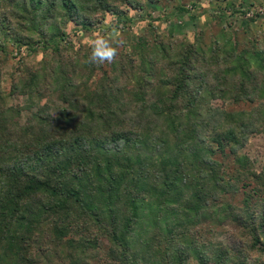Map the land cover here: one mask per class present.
I'll return each instance as SVG.
<instances>
[{
  "label": "trees",
  "instance_id": "obj_1",
  "mask_svg": "<svg viewBox=\"0 0 264 264\" xmlns=\"http://www.w3.org/2000/svg\"><path fill=\"white\" fill-rule=\"evenodd\" d=\"M194 1H165L161 17L190 21ZM146 3L161 0H0V54L49 57L21 58L0 88V264H39L44 237L63 249L61 264H90L101 238L117 264H264V173L241 153L264 127V35L238 52L223 31L209 44L205 30L191 43L153 32L152 45L135 40L138 60L120 54L111 73L83 51L63 57L68 24L88 31ZM42 91L57 95V116L25 106L21 123L23 108L4 104ZM241 191L240 205L228 202ZM205 212L236 227L237 250L200 240Z\"/></svg>",
  "mask_w": 264,
  "mask_h": 264
},
{
  "label": "rangeland",
  "instance_id": "obj_2",
  "mask_svg": "<svg viewBox=\"0 0 264 264\" xmlns=\"http://www.w3.org/2000/svg\"><path fill=\"white\" fill-rule=\"evenodd\" d=\"M146 0H144L145 3ZM166 1L168 10L176 8L179 5H184L186 8H190L191 0H161L159 6H153L146 3V6L141 11L129 9L127 12V20L121 19L120 22L114 19L110 15H106L105 20L98 24L96 27L86 31L81 29L75 24H68L65 28L67 38L62 42L63 57L68 56L70 59L79 58L78 53L89 54L91 56L93 42L98 37H104L113 41V46H116L115 41L120 42L118 48V57L120 54H129L130 58L138 60L139 50L138 44L135 40L145 36L150 45L153 42V32L156 33L161 40L168 39L172 33L175 38H184L183 41L191 43L193 41V35L197 32L205 30L203 40L205 44H209L212 38L222 33L226 35L224 38L234 40L237 42V49L243 50L249 48L251 51L254 48L257 49L256 37L257 35H264V1L263 0H233L236 4H241L239 12H235L234 8L230 5L227 6L220 0H195L193 10L191 14L195 16L194 19L188 20L186 16L181 18H174L172 21H164L161 16L164 14V6L162 3ZM226 7L228 10L224 12L219 19L214 17L215 10ZM233 8V9H232ZM253 10L259 11L260 14L254 15L253 18H246L247 12ZM154 29L151 30V28ZM174 34V35H173ZM254 40V43L249 42ZM137 49V50H136ZM13 48L8 47L9 55L0 54V88L4 91L5 95L8 93L13 77L16 78L18 74V67L20 66L21 58L26 57L25 63L29 66H37L42 63V60H46L47 52L39 51L35 56H28L25 51L20 53L12 51ZM12 51V52H11ZM89 52V53H88ZM82 54V53H81ZM45 57V58H44ZM116 59V58H115ZM119 59V58H118ZM84 62V60H82ZM112 63V62H111ZM111 63L104 62L100 64L102 70L110 72ZM41 97L28 99L22 95H8L4 100L6 106L23 108L21 113V123L25 122L28 118L29 112H34L38 107L49 106V112L52 116H57V108L62 104L57 98L55 93H40ZM213 106L227 108L230 102L223 103L219 98L211 99ZM27 106H31L30 111L25 109ZM25 107V108H24ZM242 154L247 156L254 168L258 173H264V127L262 130L252 135L247 145L241 151ZM246 190V188H244ZM243 191L228 197L229 203L235 206L240 205L243 198ZM202 224L198 227L201 241H212L215 243H223L230 246L233 250H237L241 246L240 240L236 236V227L225 222L223 225L214 226L212 223L211 214L205 212L202 217ZM38 247H40L38 253L39 264H61L63 257V250L58 246H54L44 237L39 239ZM109 245L103 238L99 239L98 247L95 252L92 251V258L90 264H117L111 260L108 256ZM37 250V249H36Z\"/></svg>",
  "mask_w": 264,
  "mask_h": 264
},
{
  "label": "clouds",
  "instance_id": "obj_3",
  "mask_svg": "<svg viewBox=\"0 0 264 264\" xmlns=\"http://www.w3.org/2000/svg\"><path fill=\"white\" fill-rule=\"evenodd\" d=\"M116 46H113V41L104 37H98L93 42L91 56L89 58L91 63L103 64L104 62H113L118 55L119 41H115Z\"/></svg>",
  "mask_w": 264,
  "mask_h": 264
},
{
  "label": "built area",
  "instance_id": "obj_4",
  "mask_svg": "<svg viewBox=\"0 0 264 264\" xmlns=\"http://www.w3.org/2000/svg\"><path fill=\"white\" fill-rule=\"evenodd\" d=\"M261 13V10H259V11H255V12H253V10H251L250 12H247V14H246V18L248 17V18H253L254 17V15H256V14H260Z\"/></svg>",
  "mask_w": 264,
  "mask_h": 264
}]
</instances>
